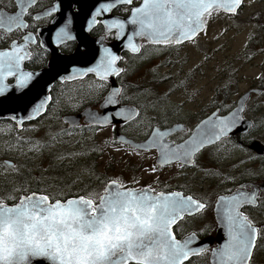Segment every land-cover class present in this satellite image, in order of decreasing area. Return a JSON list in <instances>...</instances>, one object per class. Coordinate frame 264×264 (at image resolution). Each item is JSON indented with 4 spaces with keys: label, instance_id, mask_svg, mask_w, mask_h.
<instances>
[{
    "label": "snow or ice",
    "instance_id": "6c2138e0",
    "mask_svg": "<svg viewBox=\"0 0 264 264\" xmlns=\"http://www.w3.org/2000/svg\"><path fill=\"white\" fill-rule=\"evenodd\" d=\"M37 5L38 0H15L13 11H0V29L11 32L24 27L26 32L25 43L12 41L10 49L0 51V114L11 113L14 122L43 119L54 103L53 82L89 74L99 81L89 85L90 93L99 96V103L97 111L81 113L84 127L124 124L140 128L144 139L138 147L154 149L161 164L176 161L181 167L199 168V156L210 146L227 142L242 148L254 129L264 127V118L251 116L255 109L246 104L253 92L264 95V75L258 77V88L249 89L228 104L221 96L231 94L232 76L228 65L217 66L214 96L198 109L200 117L192 123L185 109L203 90L195 76L207 63V55L187 71L186 56L177 55L166 62L176 68L175 72L161 74L155 65L153 81L164 87L137 86L144 100L129 104L130 85L123 81L120 86L105 83L125 72L117 64L120 58L93 35L97 24L106 31L116 29L115 38L127 36L126 47L132 53L141 51L132 43L134 38L170 50L185 44L199 46L201 36L207 35V25L221 16L239 17L244 0H70L67 4L54 0L44 11L54 22L47 37L39 30V40L27 32L26 25V20L36 19L32 8ZM124 5L128 6L126 20L112 17L116 6ZM126 23L133 26L130 34L124 31ZM28 42L51 50L47 65L39 73L21 67L29 58ZM64 101L78 107L74 96H66ZM177 130L184 135L169 139ZM51 139L55 140V135ZM33 148L40 150L35 145ZM13 171L18 173L19 169ZM200 171L205 176L220 177L218 171ZM230 179L234 178L225 175L220 183ZM5 182L12 183L7 175ZM41 183L35 188L13 184L0 196V264H191L189 257L202 248L200 235L210 227L204 221L207 202L184 191H156L149 185L129 187L107 176L103 181L97 177L99 190L85 188L76 193ZM262 191L264 183H246L217 193L214 222L224 235L223 242L211 249L215 264H264V219L254 215L264 213ZM9 200L13 202L7 203ZM189 223L195 230L177 238L175 233L185 230L182 226Z\"/></svg>",
    "mask_w": 264,
    "mask_h": 264
},
{
    "label": "flooded vegetation",
    "instance_id": "af4514ba",
    "mask_svg": "<svg viewBox=\"0 0 264 264\" xmlns=\"http://www.w3.org/2000/svg\"><path fill=\"white\" fill-rule=\"evenodd\" d=\"M54 0H38V5L32 8V14L36 12H40L53 3ZM128 6H117L115 11L112 14L125 16L127 13L125 12V8ZM51 18L45 16L40 19L27 20L28 26L27 31L32 32L36 36L37 31H33V29H38L40 27L45 26L50 22ZM95 32L93 35L96 39H102L104 42H109L114 37L113 31H106L101 25H94ZM21 39V35L19 38H16L17 41ZM36 39L38 37L36 36ZM141 51L143 47L147 44L144 41L140 42ZM8 45L7 42H2L0 47H6ZM149 45V44H148ZM151 46H163L157 44H150ZM140 51V52H141ZM140 52L136 55L130 54L129 52H122L120 54V60L118 61V66L122 69H125V72L118 79L115 76L116 82L119 84L121 81L129 79L133 74L127 73L126 63H131V61H123L124 57L133 58L138 57ZM49 53L42 48L37 47L36 44H30L29 46V58L26 61H23V67L27 70H42L48 63ZM261 75L256 76L252 79L244 89H238L237 79L232 77L233 80V88L230 95L221 96V99H224L226 103L231 104L233 101L237 100V98L241 95H244L248 92L249 89H256L260 86L261 81L258 79ZM128 77V78H127ZM11 79V78H10ZM8 79V80H10ZM7 80V82H8ZM92 82H98L97 78L94 75L85 74L83 77L77 76L73 80L62 81V82H53L51 95L54 98V103L51 109L48 112V117L51 113L57 115V119L60 120V124L64 126L67 130L77 131L81 129H88L92 126L84 127V122L82 118L79 120V127L73 125L70 126L67 122L64 121L63 117L65 115L70 114H78L83 109L89 108H97V104L99 103V96L96 95L93 97L89 90V85ZM106 84H109L105 82ZM73 94V95H72ZM66 96H77V100L75 98V102L78 104V107H70L68 106L64 98ZM214 96L213 91L209 97ZM127 103L133 104L131 101L126 100ZM208 99L200 106V108L204 107L207 104ZM246 104L252 105L254 107V111L250 112L251 116L256 117L257 120L264 118V95H257L255 92L252 93L246 100ZM199 108V109H200ZM192 117V123H195L197 117H200V112L198 110H185ZM44 117V118H45ZM39 118L33 121H29L23 123L20 127H18L14 122L9 119H1V125H9L15 129L12 133L6 134L2 129H0V139L7 140V143L16 142L25 140L21 134L17 132L23 133L26 126L30 124H35ZM181 124L187 123V121H179ZM9 124V125H8ZM59 124V123H58ZM10 127V128H11ZM111 127V126H110ZM128 126L124 124H118L116 127H112V132L115 133L122 132L127 136H131V138L135 141H142L144 139V134L140 136L131 135L127 130ZM184 133L180 131H176L172 133L169 139H179V137L183 136ZM235 140V137H233ZM110 143L105 141L100 149L101 158L103 159V170L105 176L116 178L119 182H122L125 186L129 187H143L144 185H149L156 191L172 189L175 191H184L185 194H191L196 197L202 196L204 200L207 202V209L204 216L205 223L209 224L207 232L200 235L199 240L205 238H214L216 237L218 231L222 230L216 226L215 224V199L217 193L224 194L225 189H234L237 185L246 184V183H255L257 185L264 183V153L258 152V148L264 147V127H258L251 132V135H248L243 141V147H234L230 143H223L222 145L210 146L207 151H205L201 156H199V168H194L192 166H184L181 167L180 164L176 161H172L165 164H159L156 161L157 154L154 149H140L136 148L131 144L124 143L116 140V138H112L109 140ZM27 143V137L24 141ZM40 148L38 155H43L42 151H44V147L41 142L38 145ZM256 146V149L255 147ZM219 148V151H217ZM8 148L4 149L6 153ZM31 152V150L29 151ZM139 153V154H138ZM33 155V154H30ZM37 156V155H36ZM86 157V155H84ZM219 157V159H218ZM148 158V161L146 160ZM23 167L25 171H29V169L37 170L40 169L38 162L31 163L30 159H24ZM0 165L4 167H0V172L3 168L15 167V161L9 159L4 154L0 155ZM153 167H155V171H152ZM200 169H208L210 171H218L220 173V177L214 176H205ZM163 171H166L165 173ZM259 174V175H250ZM28 174V173H27ZM30 175V174H28ZM44 175V170L41 169L40 172L33 174V179L30 180L29 176L26 175L24 178L25 186L31 185L33 188L36 187L38 182H42L41 186H43V180L39 178V176ZM225 175L231 176L234 179H230L220 183L223 180ZM135 181V183H133ZM0 196H3L5 190L8 186H6L5 178H0ZM183 186V187H181ZM261 198H264V191L259 193ZM13 201L9 200L7 203L11 204ZM258 220L264 219V213H254ZM183 231L175 233L177 238H181L182 236H187L191 231L195 230L191 223L186 226H182ZM221 236H223V230L221 231ZM223 239V237H221ZM217 247L216 240H214L210 245L205 248H202L198 251V254L192 255L189 257L191 260V264H211L210 263V254L211 249ZM187 264V262H185Z\"/></svg>",
    "mask_w": 264,
    "mask_h": 264
},
{
    "label": "rangeland",
    "instance_id": "374dc122",
    "mask_svg": "<svg viewBox=\"0 0 264 264\" xmlns=\"http://www.w3.org/2000/svg\"><path fill=\"white\" fill-rule=\"evenodd\" d=\"M14 37L15 32L7 34L0 31V44L4 41L8 43ZM177 55L187 57L188 62L184 65L185 71L194 62H203L205 55L208 57L207 63L195 76L196 83L202 85L203 90L196 97L195 103L188 102L185 110H198L208 99L219 79L216 76L217 66L228 65V74L239 81L238 89H244L256 76L264 75V0H244V7L239 17L233 19L221 16L211 21L207 25V35H202L200 38L199 46L185 44L182 48L170 50L163 46L145 45L138 57H124L123 61H131V63H126L127 73L133 74L129 79L124 80L125 84L131 86L128 89L126 100L132 103L143 102L144 97L138 93L137 86L163 88V84L155 85L152 69L155 65H159L157 71L161 74L175 72L176 68L166 62L175 60ZM91 84L99 83L92 82ZM91 95L96 96L92 93ZM75 98L77 100V96ZM10 127L5 124L1 125L0 129L9 134L15 130ZM127 130L135 136L144 134L140 128L135 126ZM17 133L21 134L25 140L27 137V143L21 140L10 144L7 140L0 139V155L4 154L15 161V167L3 168L0 172V178H5L7 175L12 182L6 183L7 189H11L13 184L16 187L21 184L25 185L23 180L26 175L32 180V175L43 169L44 175L39 178L43 180V183L51 185L53 189L59 186L65 193L69 190L78 192L82 186L90 190H99L97 177L101 181L105 177L100 149L105 141L110 143L109 140L115 137L112 127L94 129L91 127L70 131L60 124L56 114L51 113L35 124L26 126L23 133ZM53 135H55V140L51 139ZM39 142L44 147L43 155H38L39 152L33 148V145L39 147ZM6 147L8 151L5 153ZM98 150L93 161L95 170L92 171L93 151ZM61 156L63 159L58 158ZM25 158L30 159L31 163L38 162L40 169L25 171L23 167ZM146 160L148 161V158ZM0 167L4 166L0 165ZM14 168H18L19 172L13 171ZM0 189H2L1 185Z\"/></svg>",
    "mask_w": 264,
    "mask_h": 264
},
{
    "label": "water",
    "instance_id": "95a60500",
    "mask_svg": "<svg viewBox=\"0 0 264 264\" xmlns=\"http://www.w3.org/2000/svg\"><path fill=\"white\" fill-rule=\"evenodd\" d=\"M70 2V0H64V3H69ZM105 2H107V0H105ZM13 4H14V7H15V0H13ZM117 7V6H116ZM47 9V8H46ZM46 9H44V10H42V11H40V12H36V13H34L33 15L36 17V19H40V18H43V17H45V15H44V11L46 10ZM0 11H7V12H11V11H8V10H6L5 8H0ZM13 11V10H12ZM112 17H116V18H124L125 20H126V17H127V15H125V16H122V15H115V14H112ZM112 17H109V19H111ZM54 21L51 19L50 20V22L48 23V24H46L45 26H43V27H40V28H38L37 29V32H36V36L38 37V39H41V37L38 35V32H39V30H43V36L44 37H47V35H48V28L50 27V25H51V23H53ZM26 25H27V22H26ZM3 30V29H2ZM13 30H16V29H13ZM12 30V31H13ZM21 32H23V34L21 35V40L20 41H17V40H12V41H16L17 42V45H19L20 43H25L24 41H23V36L26 34V32H25V29H24V27H21L20 29H19ZM5 32H8V31H6V30H4ZM11 31V32H12ZM108 31H113L114 32V37H113V39L111 40V41H109V42H104L102 39H96L97 41H103V45H101V46H103V47H109V48H111L112 50H113V52L120 58V54L123 52V51H127V52H130V53H132L127 47H126V44H127V36H123V37H121L120 39H116L115 38V35H116V29H109V30H107V32ZM124 31L125 32H127V33H131L132 31H133V26L132 25H129V24H125V27H124ZM34 36H35V34H33ZM35 36V37H36ZM141 40H144L143 38H134L133 39V41H132V43H135L138 47H140V41ZM12 41L8 44V46L7 47H4V48H0V51H2V50H4V49H10L11 48V46H12ZM30 44H33V43H30V42H28V43H26V49H27V51H28V53H29V48H28V46L30 45ZM43 49H45L48 53H49V58H48V60L50 59V55H51V50L49 49V48H43ZM132 54H137V53H132ZM47 60V61H48ZM120 60V59H119ZM118 60V61H119ZM25 61V60H24ZM118 61H117V63H118ZM21 67L24 69V70H27V69H25L24 67H23V61L21 62ZM41 70H35V72L36 73H39ZM77 77V76H76ZM8 79H10V77L8 78ZM6 82H7V80H6ZM107 83H109V84H115L116 86H119V84L116 82V80H115V76H113V77H111L108 81H106ZM85 110H90V111H97V108L95 109V108H89V107H87V108H85V109H83L80 113H78V114H70V115H65L64 117H63V119H64V121L65 122H67V124L68 125H70V126H73V125H77L78 123H79V120H80V118H83V116L81 115V113L83 112V111H85ZM11 113H7V112H5V113H3V114H0V119H9V120H11V121H13L10 117H11ZM73 121H75V124H73ZM83 121L84 122H86L85 120H84V118H83ZM14 122V121H13ZM24 122H28V121H24ZM14 123H16L17 124V126L18 127H20L21 126V123L19 122V121H16V122H14ZM23 123V122H22ZM100 127H103V126H100ZM177 131H179V130H177ZM115 138H116V140H118V141H121V142H124V143H128V144H131V145H133L134 147H136V148H139L138 147V145L142 142V141H138V142H135L132 138H130V137H128V136H126L125 134H123V133H121V132H116L115 133ZM255 147V149H256V146H254ZM258 150V152H262V153H264V147L262 148H258L257 149ZM156 161H157V163H159V164H161L158 160H157V158H156ZM172 162V161H171ZM163 164H165V163H163ZM215 208H216V205H215ZM214 211H215V209H214ZM219 230H220V228H219ZM221 231L222 230H220V231H218V233H217V235H216V237H214V238H212V237H210V238H205V239H202V240H200L201 242H202V248H205V247H207L208 245H210L214 240H216V243H217V246L220 244V243H222L223 242V239H221V237H223V236H221L220 234H221ZM201 248V249H202ZM209 260H210V263L211 264H215V261H214V259H213V255H212V252H211V254H210V258H209Z\"/></svg>",
    "mask_w": 264,
    "mask_h": 264
},
{
    "label": "trees",
    "instance_id": "16d2710c",
    "mask_svg": "<svg viewBox=\"0 0 264 264\" xmlns=\"http://www.w3.org/2000/svg\"><path fill=\"white\" fill-rule=\"evenodd\" d=\"M12 6V3H10V0H0V7H4V8H7V9H10ZM15 36H19V33H15ZM93 129L95 128L94 126L92 127ZM99 150L98 151H93V156H92V167H91V170L94 171L95 170V166H94V160H95V155L98 154ZM81 189L78 190V192H80L82 189H85V187H80ZM73 192V191H72ZM77 191H74L73 193H76Z\"/></svg>",
    "mask_w": 264,
    "mask_h": 264
}]
</instances>
